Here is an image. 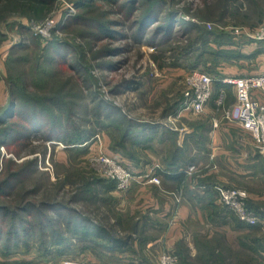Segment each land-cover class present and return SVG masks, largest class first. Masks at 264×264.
<instances>
[{
    "label": "rangeland",
    "instance_id": "1",
    "mask_svg": "<svg viewBox=\"0 0 264 264\" xmlns=\"http://www.w3.org/2000/svg\"><path fill=\"white\" fill-rule=\"evenodd\" d=\"M75 1L54 0L41 17L29 12L0 16V112L16 92L14 119L21 129L11 134L7 144H0V168L6 165L4 157L16 161L14 171L20 172L0 194V204L13 209L30 203L27 211L16 209L7 214L0 210V264H49L65 258L94 262V254L105 248L89 240L86 243L92 247L79 249L82 242L78 240L83 237L81 229L88 227L95 233L94 226L100 225L107 230L104 236H117L121 242L130 240L126 250H115L113 258L122 253L130 259L159 264L161 253L170 251L177 255L179 264L182 251L189 248L184 241L168 247L160 240L151 239L142 246L134 240L143 235L157 239L159 228L150 226L143 233L137 231L134 215L122 207L124 200L131 199L130 190H105L112 180L103 176L94 158L101 152L114 157L141 175L142 184L155 183L145 175L156 167L160 181L155 184H161L155 165L163 166L152 150L145 154L147 161L139 163L137 158L144 155L137 148L128 145L125 153L113 143L119 140L127 123L145 120L179 127L184 115L191 111L176 115L190 92L185 76L192 70H201L216 78L223 66L232 64L235 59L222 58L216 64L212 52L241 50L248 38L238 31L252 30L264 22V0H152L157 1L160 20L148 23L143 33L137 32L142 11L123 9V0L117 4L95 0L84 10L78 9ZM139 2L137 7L148 4ZM67 3H73L75 11L64 19L69 10ZM53 13H62L57 29L48 39L35 35L32 26ZM77 15L83 19H75ZM167 23L173 28L168 37L155 32L157 26ZM102 24L115 32L113 36L101 30ZM185 52L188 53L184 55ZM18 92L27 99L20 101ZM34 111L36 117H32ZM22 113L27 118H22ZM31 124L42 128L26 131ZM88 133L92 137L79 140ZM202 162L192 163V175L205 167ZM6 171L7 165L0 180ZM248 183L251 186L245 182L211 184L232 224L192 221L188 225L196 230L192 246H208L209 251H214L209 261L197 258L193 264H264L262 254L241 244V239L248 241L249 236L264 241V223L256 224L257 228L235 227L239 218L222 203L214 188L218 184L244 189L248 206L264 211V202L254 198L264 192V179L257 177ZM177 196L180 203L182 196ZM174 217L171 214V221ZM19 226L26 227V231L6 244L7 230L20 229ZM210 229L213 233L208 236ZM59 238H63L60 245ZM66 240H70L68 246ZM133 246L135 251L127 252Z\"/></svg>",
    "mask_w": 264,
    "mask_h": 264
},
{
    "label": "crops",
    "instance_id": "2",
    "mask_svg": "<svg viewBox=\"0 0 264 264\" xmlns=\"http://www.w3.org/2000/svg\"><path fill=\"white\" fill-rule=\"evenodd\" d=\"M238 52L233 63L226 64L218 72L212 97L204 111L187 112L176 128L145 120L133 123L131 127L126 144L144 155L137 158L138 162L147 161L145 154L147 150H152L163 166L158 168L161 184L134 181L127 190H130L131 199L124 200L122 204L129 209L131 216L134 215L139 229L144 228L143 232L150 226L159 228V237H148L147 241L160 240L168 247H175L178 241H184L190 254L195 255L197 249L191 241L196 230L188 227L192 221L206 225L210 222L232 224L211 184L245 182L251 186L248 182L253 179H264V154L256 150L255 136L237 120L225 115L226 110L235 106L236 95L235 87L222 80L228 75L264 73V41L246 39ZM124 150L127 153V148ZM132 157L134 159V155ZM198 160L203 161L205 167L193 175L188 173L187 167ZM178 194L182 196L180 203L176 201ZM254 196L264 202L263 191ZM175 207L178 209L175 210ZM134 209L138 211L136 214ZM171 214L175 216L172 221ZM207 233L209 236L213 230ZM115 250L118 249L95 253L97 259L93 258L94 263L149 264L143 259L124 257L122 253L113 258Z\"/></svg>",
    "mask_w": 264,
    "mask_h": 264
},
{
    "label": "built area",
    "instance_id": "3",
    "mask_svg": "<svg viewBox=\"0 0 264 264\" xmlns=\"http://www.w3.org/2000/svg\"><path fill=\"white\" fill-rule=\"evenodd\" d=\"M69 10H66L65 17L73 15L75 9L73 3H67ZM62 13H53L47 18L37 21L32 26L35 35L48 39L57 29ZM244 33L248 39L254 41H264V22L254 29H244L238 31ZM216 78L210 73L201 70H192L185 76V83L190 92L183 100L176 115L181 112L191 110L200 113L213 94V85ZM223 82L232 84L235 87L236 103L233 109L225 111L227 117L233 118L247 131L255 136L256 150L264 154V73L250 75H228L222 78ZM174 127L173 125H169ZM95 165L100 169L103 176L111 179L115 183V188L119 191L129 189L134 181H140L141 175L124 166L114 157L101 152L94 158ZM159 168V164L155 165ZM156 167H154L155 169ZM194 165L187 167L186 171L191 173ZM147 172L145 176L148 181L158 183L160 178L156 170ZM222 203L232 210L240 221L248 225H256L264 222V219L252 208L248 206L247 191L238 188H229L223 185H215ZM177 255L170 251H164L159 258V264H177ZM49 264H95L90 259H69L65 258L55 263Z\"/></svg>",
    "mask_w": 264,
    "mask_h": 264
},
{
    "label": "trees",
    "instance_id": "4",
    "mask_svg": "<svg viewBox=\"0 0 264 264\" xmlns=\"http://www.w3.org/2000/svg\"><path fill=\"white\" fill-rule=\"evenodd\" d=\"M53 1L54 0H0V16L4 15L5 13H8V12H29V13H32L36 17H41L51 9ZM106 1L110 2V4H117V2H119V0H106ZM94 2H95V0H76L75 5L77 6L78 9L84 10L88 6H91L92 4H94ZM144 2L148 3L147 6H144V3H143L142 6L137 7V5H140L139 0H123V2L121 3V7L123 9L127 8L129 10V12H131L132 10H137V9H140L142 11V13L140 14V19L138 21L139 22V26L137 28L138 33H143L145 30V27L148 23L153 24L154 22L160 20L159 13H158L157 8H156L157 1L155 2L152 0H144ZM75 19L78 20V19H83V18H81V16L77 15ZM101 30L105 31L107 34H110L112 36L115 33L114 31H111L112 29L110 27L105 26V24H102ZM172 30H173V28L169 26V23H167V25H162L159 27L157 26L155 28V32H162L163 35L165 34L164 37H168V35L172 32ZM212 35H213V33H212ZM187 53L188 52H185L184 55H186ZM238 54H239V52H237V51L232 52V51L218 50L214 53L212 52V55L214 56V59L216 60V64L218 62H220L221 58L223 59V61L227 60V59L228 60L234 59ZM213 87H214V85H213ZM14 94H16V92H12L11 103L8 105L9 107L8 106L5 107L0 112V144H2V145H5L8 143L9 138H10L12 133H17L21 130V129H18L16 127V124H18L19 122L17 123V121H15V119H14L16 116V113H17L16 105L13 106L14 102H15L13 99V98H15ZM23 94L24 93H22V94L19 93L20 101L27 99L25 97L23 98V96H24ZM16 96H17V94H16ZM37 103H39V101L34 102V105ZM25 113H27V112H25ZM25 113L24 114L22 113V116H21L22 118L23 117L27 118L28 115ZM35 113L36 112L34 111V114L32 115V117H36ZM132 125L133 124L130 125V123L126 124V127H125L126 129L121 131V136H120L119 140H117L116 142L113 143L115 146L120 147L122 149L127 148V144H126L128 142L127 138L130 134ZM41 128L42 127H40L39 125L31 124V127L26 128V131L41 130ZM90 137H92V135L90 133H88L87 136L85 135V137H82L79 140L82 139L85 141L86 139L88 140V138H90ZM3 161L6 162V165H7V171H6L7 174L4 176V178H2V180H0V194L3 193L5 188H7L10 185L12 178L16 177L17 175L18 176L20 175L19 171L18 172L14 171L15 165H16V167L18 166L16 161H13L11 159H5L4 157L2 159V162ZM6 165L5 166L2 165V168H0V173L5 169ZM112 181L108 182L105 190H108L110 188L112 189L113 187H115V183H114V181L113 182ZM29 204L30 203H28L26 206H23V207H22V205H19L13 209H7V207H5V205L0 204V210H4V212L7 214H9V213L13 214L16 211V209L27 211L29 208ZM249 206L253 207L251 205H249ZM253 208L262 218H264V211H260L259 207H253ZM42 225L44 227V224H42ZM24 226L23 227L19 226L20 229H17V228L16 229H13V228L8 229L6 232L7 240H5V243L8 242V240H10L11 237L18 236V233L21 234L22 232L26 231V227H24ZM246 226L248 228H253V227L257 228L256 225L250 226V225L240 221L239 219H236L235 227L243 228ZM258 226H260V225H258ZM94 227H95L94 228L95 233H92V231H90V229L88 227H86V228L84 227L83 229H81L83 232V233H81V234H83V237L79 238V240H78L79 242H82L81 244H78L79 249H83V248L89 249V247H92L93 245H91L90 243H88V244L86 243L87 241L90 240V242L92 241L96 244L100 243L103 248H105L109 251L110 250L112 251L114 249L126 250L128 243L130 241L129 239L121 242L120 238H118L117 236H113V235L104 236L103 233L104 232L106 233L107 230L102 225L94 226ZM139 227H140L139 223L135 221V228H137V231L139 232V230H141L140 232H143L144 228L142 227L141 229H139ZM1 230L2 229L0 227V234L2 233ZM134 238H135L134 240H138V242L142 246L143 244L146 243L148 237H145L143 235V237L137 236ZM249 238L250 239L248 241L241 239V244L244 246L247 245V247H249L253 251L258 252L264 256V241H262L261 239L259 240L257 238H253L251 236H249ZM66 241H68V242L65 245L68 246L70 240H66ZM249 241H250V243H248ZM1 243L2 242H0V244ZM62 243H63V238H59L57 241V244L60 245ZM6 244H8V243H6ZM66 248H68V247H66ZM209 248L210 247H208V246L207 247L204 246V249L203 248L201 249V247L197 248L198 253L195 256L191 255L188 252L189 248H188V250L182 251L179 264H193L197 258H201L205 262L209 261L210 258L212 259V256L214 255V251H209ZM66 250H68V249H66ZM129 250L135 251L134 246H133V248L128 249V251ZM16 264H22V263L18 262Z\"/></svg>",
    "mask_w": 264,
    "mask_h": 264
}]
</instances>
